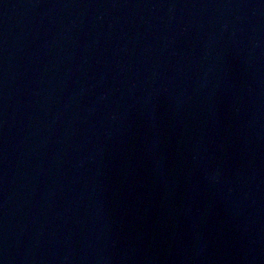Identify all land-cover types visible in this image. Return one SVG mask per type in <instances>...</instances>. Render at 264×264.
<instances>
[{"label":"water","instance_id":"obj_1","mask_svg":"<svg viewBox=\"0 0 264 264\" xmlns=\"http://www.w3.org/2000/svg\"><path fill=\"white\" fill-rule=\"evenodd\" d=\"M0 264H264V0H0Z\"/></svg>","mask_w":264,"mask_h":264}]
</instances>
